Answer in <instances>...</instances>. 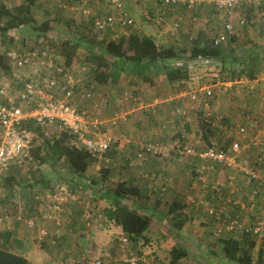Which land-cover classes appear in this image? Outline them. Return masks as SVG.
<instances>
[{
    "label": "rangeland",
    "instance_id": "obj_1",
    "mask_svg": "<svg viewBox=\"0 0 264 264\" xmlns=\"http://www.w3.org/2000/svg\"><path fill=\"white\" fill-rule=\"evenodd\" d=\"M24 1L25 0H20L19 2L24 5ZM34 1L35 4L31 7V12L32 14L40 15H37L36 18H34L31 14L33 20L19 25L16 28H12L11 31L14 32V36H17V38L13 39L11 36V38L8 39V42H10L13 47L29 48L31 45H34L36 33L32 28V24L34 23L30 22L34 21L39 24L48 17L54 19V27L50 30L51 33L47 35L44 46L48 45V47L53 49L54 52H56L55 50L57 49L56 53H59L60 37L63 34H69L67 33L70 30V27L68 28L69 25H74V32L82 36L80 44L84 42L83 39L87 36L86 34L89 35L90 30L93 31L91 21L82 18V10L89 9L94 14L98 15H105L110 11V6L106 0H98L94 2V5H98L105 1V4L107 5L104 4L103 9L100 10L104 12H97L95 8L91 6V3H93L92 1H90L91 3L80 2V0H58V2L53 0ZM141 1L144 2L146 0ZM181 1L182 0H178L168 7H175L177 4L176 6H179L181 13L188 17L186 18V21L189 24V30L194 32L190 26L200 27L197 32L198 34L202 31V0H197L195 6L192 4V9H190L191 6L187 8L182 5ZM4 4L5 0H1L0 10L1 6H4ZM18 6L19 5L17 4L9 3L8 8L5 9L4 7V9L10 14L17 15ZM157 7L160 8V10L154 18H146L149 14L148 12L147 15L146 12H144L143 16L147 21H151L156 26H160L166 23L165 18L166 16H170V14L165 13L163 18L159 20L158 15L163 11V8L158 3ZM251 9L264 12V5L256 7L251 6L249 10ZM247 10L248 9H246L245 12H247ZM245 12H243V14ZM238 15H242V13H239ZM73 16L77 19L75 20ZM7 18L8 16L6 15L2 16L3 22H6ZM251 19L252 18H249L247 23L240 29L248 26ZM87 20L89 21L91 28H88V26L86 27L85 22L88 24ZM176 22L179 24L177 27V29H179L180 22ZM136 24L137 23L134 21L132 27H127L122 30L113 31L108 29L106 31H93L95 33L91 36L95 35V38L98 39L103 38L104 36L107 40L119 42L120 39L128 36L132 32L139 34V28ZM131 29H136V31ZM194 34H196V31ZM194 42V39H190L182 45V48L177 50H186L187 53L182 57L163 58L161 60V64L166 66L185 64L188 66V69L192 68L190 71L192 78L186 88L188 106L181 104L173 108L176 115L183 117L178 123L180 132L183 133V137L182 135L180 138L177 135L174 136L172 141L175 140V143H169L168 146L170 147L168 150H166L165 147L162 148V146L157 143L154 145L151 144L152 146L150 149L154 150L157 148L156 152L158 153L154 154L151 150L148 151L146 149L156 157H163L165 160L166 158H170L169 162L171 163L174 161V175L167 176L165 179L146 177L152 184L159 182L160 184L158 186H160L161 191L150 190L153 188L146 187V189L149 190L145 191L146 197L137 198L136 196L128 195L123 201L126 206L131 208H145V210H142V213L149 216L150 223L147 229L143 232V237L135 242L130 240L127 235L120 231L119 225L108 220L106 215H104V209H106L109 204L104 199L98 198L95 191L113 189L117 184V179H120L121 176L104 177V175H102V170L106 169L104 167L105 164L100 163L102 162L100 161L102 156H100L99 159L91 157V164L89 166L94 168V173L91 175L83 173L89 168L88 166L83 172L72 171V176L70 170L73 169H70V165L67 161L59 162L51 159L44 164H39L35 159H31L25 162L21 168L17 167L13 169L12 173L15 175L14 182H11L9 185H5V181H3L4 177H0V197L5 196L2 200L5 203L12 202V204L18 206V202H16L15 199L21 201L26 199V188L34 186L36 188L40 187L44 192H49L51 197L56 194L57 196L64 198V205L66 207L64 211L61 210L62 220L66 219H63V217L65 216L66 210H69L67 209V204H71L72 202L73 204H76V209L73 210L72 213H75L78 217L79 229L78 233L75 235V241L73 242L79 244L83 239L86 240V244L81 243L80 251H77L78 246L74 245V251L76 252L75 256L71 255L70 257L67 256L61 259H59V257L54 258L50 260L53 262L52 264H89V262L95 259H98L100 264H130V259L132 258L134 264H172L170 261V251L174 246H181V248L187 252V255L179 259L176 264H242L230 260L224 255L222 240L228 236L234 237L239 241L241 255L247 253L251 256L250 264H264V229L261 230L260 235L245 231V228L250 226L253 222H257L258 220L264 222V177L258 176L257 173L253 172L255 168H258L264 163V141L262 140L261 132L262 126H264V115L260 116L257 112L251 114L250 118L254 121L259 118L260 121L254 122V127L251 128L246 123L237 125L240 126L246 124L248 126L245 139H241L237 135V123L231 120L233 113L230 112V107L235 106V104H239L240 106V104H244V101H241L236 94L235 85L232 84L234 82L222 81L221 76L225 75V72L223 73L220 71V60L201 59L198 61L189 57L188 52L190 48L193 47ZM234 43L236 45L232 46ZM163 44L164 47L160 46L161 48L167 47V43ZM243 46L244 44L238 43L237 39L235 42H233L232 39L227 42H222L219 46L225 51H233L236 54L238 61H234L232 64V68L235 70H239L242 64L241 60L244 59L243 54L240 52L243 50H239V48H243ZM246 49V52L255 50V52L259 53L261 57H264V44L248 47ZM86 54V49L81 45V47L77 49L76 54L68 67V71L72 73L77 80V87L74 89L76 106L93 111V108L89 107L87 104L85 105V102L92 97L93 93H96L94 90L96 89V85L102 87L103 83L97 84L94 66L85 60ZM123 73H125V77L127 78V72L122 71L121 74ZM21 76L22 72H18L14 75L13 71H10L9 74H6L0 69V82L7 83L8 88L10 87L11 90L18 87L17 83ZM110 82L114 83L113 81ZM202 87L210 88L212 90L211 97L191 98L190 94ZM84 94H89L90 97L86 99L83 97ZM128 100H130V98ZM95 114L101 116L97 112ZM111 118L115 119V122L118 119L117 123L112 126L116 127L118 126L119 121H121V119L123 120L124 116L114 115L113 117H104L106 121ZM205 122L208 124L206 123V127L204 126L203 128L202 124H205ZM112 127L106 126L108 129L107 132H110L111 136ZM203 129L205 132L206 130H208L207 132L210 131L209 134L207 133V140L203 136ZM250 130L252 132L255 131V133L251 134ZM59 135L60 134L50 126L48 131L46 130L44 133L42 131L35 132L33 140H35L36 143L37 138L39 143H36L35 146H39V144L41 146V144H45L46 141L52 142L54 139H58ZM112 137L116 140L114 136ZM178 138L179 141H177ZM238 139L242 142L243 147L239 152H232V155L235 157L232 165H221L214 162L201 161L196 155L208 145L219 149H228L231 142ZM254 139L256 142L253 141ZM124 140H127V138ZM70 141V138H68V140L65 139L64 145L69 146ZM121 143L122 146H118L117 143V147L122 148L123 142ZM186 145L192 148L194 154L190 153L188 155L183 152ZM247 148H249V152L256 150L257 155L255 153L254 156L251 155L252 159L249 157H243L241 153L244 150H247ZM141 150L143 151V148ZM139 151L140 150H137L133 154L137 156ZM121 158L123 159L124 156H121ZM242 159H244L245 162H242ZM94 162L96 163L95 167L92 166L94 165ZM177 163L180 165L186 163L187 165L183 169L178 170ZM240 169L243 171H249L254 175L253 178L249 179V175L240 174ZM148 176H150V174ZM61 178H65L66 181L61 183L59 180ZM72 178H76L78 182L75 181L76 184H73ZM252 179L256 180L251 181ZM48 180L51 181L52 185L50 183V185L47 184ZM86 180H88V182H86ZM55 184H57V186L60 184L59 187H61V185L64 187H73V193L70 192L65 194L59 187H55ZM239 184L244 185L246 190L249 189L247 194L241 195V190L238 188ZM45 185L48 187H44ZM86 188H88V190H86ZM23 191H25V194ZM253 191H255V193L252 198ZM261 195H263V197H261ZM49 196L50 195H47V198ZM41 198H44L43 195H41ZM174 198L185 202V213L194 218L190 224H187L180 229H175L172 226L170 221L171 216L167 213L168 204ZM47 202L48 201H46V203ZM39 204H43V201ZM20 208V210H14L16 216L20 214L23 219H30L28 218L29 212H26L23 206ZM215 208L216 210L222 211L227 216H220L219 214L211 215L210 211ZM5 209L6 206L4 205H2V208L0 207V217H2L0 223L5 222L4 214L7 212ZM139 211L141 212V210ZM157 212L162 213V215ZM66 215H68V213H66ZM235 215V218L239 219L241 225L233 228L231 222L234 220L233 217ZM14 220L20 223L17 221V218ZM73 220L76 219L73 218ZM36 226L37 225H33L32 228L35 230L37 228ZM39 230H41V228H39ZM123 236L127 237L126 242L122 241L121 238ZM36 238L40 241L38 237ZM145 238H147V240H145ZM248 238L255 242L254 246L250 247V240ZM260 250L263 252L261 262L257 259Z\"/></svg>",
    "mask_w": 264,
    "mask_h": 264
},
{
    "label": "crops",
    "instance_id": "obj_2",
    "mask_svg": "<svg viewBox=\"0 0 264 264\" xmlns=\"http://www.w3.org/2000/svg\"><path fill=\"white\" fill-rule=\"evenodd\" d=\"M19 1L20 0H5L4 7L7 9L9 3L20 6L21 2ZM28 1L29 0H25L24 4L29 3ZM105 3L106 2L103 1L98 5H94L93 2L91 3V6L98 12L103 9ZM34 4L35 1L32 0L30 10ZM176 5L175 7L168 8L170 16H166V23L156 26L151 21H147L143 16L144 12H148L150 17L154 18V16L159 13L158 11L160 8L157 7V2L155 0H146L144 2L141 0H124L125 9L137 23L136 25L139 28L138 35L150 36L158 47H164L163 43H167V47H172L177 51L182 48V45L188 40H196V34L200 27L190 26L194 32L196 31V34L191 32L188 28L189 24L186 21V18L188 17L181 13L179 6ZM214 9L215 7L211 4L208 5L202 3V33L205 41H208L209 43L222 25V14L218 13L216 9ZM247 9V12L244 14L241 11L233 13L234 19H239L241 16H245L247 20L252 18L248 26L237 30L236 36L232 37L233 42L237 39L238 43L244 44L243 48L241 47L239 50L264 44V12L254 11L253 9L249 10V8ZM30 13L32 14V12ZM239 13H242V15H238ZM37 15L40 14H32L34 18H36ZM73 17L75 20L77 19L75 16ZM82 18L89 19V17L84 15ZM176 21L180 22L179 29L173 28V23ZM1 25H3L2 19ZM85 25L86 27L88 26V28H91L89 21L88 24L85 22ZM11 30L12 28L7 31L6 37H3L0 32V53L3 52L6 46L9 47L11 45L6 43L7 39H10L11 36L13 39L17 38ZM131 30L136 31V29ZM204 39L202 41H204ZM235 45L236 44L234 43L232 46ZM9 65L14 75L18 72H22V75H26L25 70H16L10 63ZM191 69H188L190 74L189 79L160 81L157 75H154V82L153 84H150L128 73V77L126 78L125 73H123L120 75L118 80L115 82L113 81L114 83L110 82L112 80L109 79L108 82L103 83L102 87L96 85V89H94L96 93H93L92 97L85 102V105L87 104L89 107L93 108V110L99 113L101 115L100 117L103 118H107V116L113 117L114 115L124 116L123 120L121 119V121H119L118 126L112 127L111 129L112 136H114L118 142H114L111 150L102 155V159L100 160L102 162L99 161L100 163H104V167L109 171L107 174L108 177L121 176L120 179H117V183L123 181L125 183L127 182V185H134L139 188H143L146 191H149L146 189V187H149L153 188L150 190L160 192V186H158L160 183L156 182V184H152L146 177L165 179L167 176L172 174L174 175V161L171 163L169 162L170 158H166L165 160L163 157H156L148 151L151 150L150 147L156 143L160 144L162 148L165 147V149L168 150L170 147L168 146L169 143H175V140L172 141L174 136L177 135L180 138L182 135L183 137V133L180 132V127L178 125L183 117L176 115L173 108L181 104L188 106L186 88L192 78L190 73ZM232 84L235 85L236 94L241 101H244V104H240V106L239 104H235V106L230 107V112L233 113L231 120L237 123L236 126L246 123L250 126V128L254 127L253 123L260 121V119L257 118L254 121L250 118V115L256 112L260 116L264 115V72H260L255 79H244ZM127 97H129L130 100H128L129 98ZM255 131L252 132L250 130V133L254 134ZM261 132L262 140L264 141V126H262ZM126 138L127 140H124ZM179 138L177 141H179ZM121 142H123V147H117V143L118 146H122ZM142 148L143 151L141 150ZM248 149L249 148L241 153L243 157H249L252 159L251 155L254 156V153L257 155L255 149L253 152H249ZM137 150L140 151L138 152V155L135 156L133 153ZM121 156H124V158L122 159ZM95 158L99 159L100 157ZM90 164L91 163H89V165ZM89 165L86 172H83L87 175L94 173V168ZM186 165V163L181 165L177 163V168L178 170L183 169ZM92 166L95 167L96 163L94 162V165ZM17 167L21 168L22 166L12 165L4 178L8 176L14 178L15 175L12 172L13 169ZM253 172L257 173L258 176L264 177V163L258 168H255ZM71 174L73 176L72 171ZM149 174L150 176H148ZM74 181L78 182L76 178H74ZM86 182H88V180H86ZM54 186L59 187L60 184L59 186H57V184ZM44 187L48 186L45 185ZM59 188L65 194L70 192L73 193V187H64L61 185ZM238 188L241 190V195L247 194V190L244 185L239 184ZM86 190H88V188H86ZM26 192L27 196L25 198L27 200L24 199L21 201L15 199V201L18 202V206L16 204H12V202L5 203L2 201L5 196L0 197V207L2 208V205H4L6 206L5 210H7L4 214L5 222L0 223V232H11V238L21 243V246L19 247H16L13 242L6 247L10 251L25 257L28 260V264H52L53 262L50 260L54 258L59 257V259H61L67 256L70 257L71 255L75 256L76 252L74 251V245L78 246L77 251H80L81 243L86 242V240L83 239L79 244H75V242H73L75 241V235L78 233L79 229L78 217L75 213H72L73 210L76 209V204H73V202L71 204H67V209L69 210H66L63 219H67L68 217L71 218H68L69 220H62L61 213L66 207L64 205L65 202L63 197L57 196L56 194L51 197L49 192H44V190L40 187L36 188L34 186L26 188ZM23 193L25 194V191H23ZM41 195H43L46 199L41 198ZM47 195L50 196L47 198ZM263 195H261V197H263ZM41 201H43V204H39ZM46 201L48 202L46 203ZM19 205L20 207L23 206L26 212H29L28 218L30 219H23L20 214L16 216L14 210H20L21 208ZM140 208L138 211L141 210L142 212V210H145L144 207ZM66 213H68V215H66ZM157 213L162 215L160 212ZM16 218L20 223L14 220ZM73 218L76 220H73ZM1 219L2 217H0V221ZM29 221L32 222V224L37 225L35 230L27 226ZM39 228H41V230H39ZM36 237H38L40 241Z\"/></svg>",
    "mask_w": 264,
    "mask_h": 264
},
{
    "label": "built area",
    "instance_id": "obj_3",
    "mask_svg": "<svg viewBox=\"0 0 264 264\" xmlns=\"http://www.w3.org/2000/svg\"><path fill=\"white\" fill-rule=\"evenodd\" d=\"M53 1L58 2V0ZM90 1L98 0H80V2ZM106 1L110 6L108 14L98 15L89 9L82 10V14L89 17L93 31L122 30L134 25V20L124 8V0ZM155 1L163 8V11L158 15V19L161 20L163 15L169 11L168 6L178 0ZM202 1L212 4L218 13L222 14V25L212 39L213 46H219L222 42L236 36L237 30L247 23L245 16L234 19L233 13L242 12L246 6L264 5V0ZM196 2L197 0H182V4L187 8L190 6L192 8ZM146 18L149 19L150 15L148 14ZM178 26L177 22L173 23L174 29H177ZM69 27L68 32H74L75 26L71 24ZM93 31H90L89 34H92ZM6 43L11 44L8 39ZM1 53L6 56L13 68L25 70L26 75L20 77L16 89L11 90L7 83L0 82V177L6 176L12 165L23 166L25 162L31 160L30 149L33 146L35 132L42 131L44 133L50 126L60 135L65 133L71 140V147L84 148L90 157H100L112 148L113 143L117 140H114L110 132H107L106 126H114L118 119L116 122L113 118L106 121L96 115L94 110L76 106L74 89L77 87V80L68 71L63 57L57 55L48 45L39 47L31 45L29 48L10 45L6 46ZM190 95L195 99L198 97L209 98L212 95V90L202 87ZM83 97L88 98L90 95L84 94ZM247 129L246 124L237 126V135L241 139H245ZM253 141L256 142L255 139ZM242 147L243 145L238 139L232 141L228 149H219L208 145L196 155L201 161L232 165L235 159L232 152H239ZM156 151L157 148L152 150L154 154L158 153ZM183 152L188 155L194 154L192 148L187 145ZM242 162L245 160L242 159ZM240 172L243 175H249V179L254 176L247 170L240 169ZM254 193L255 191L252 193V198ZM222 213L215 209L210 211L211 215L219 214L221 216ZM223 215L225 214L223 213ZM235 217L236 215L231 222L233 228L241 225L239 219ZM33 225L30 221L27 223L29 228H32ZM262 229H264V222L258 220L247 226L245 231L260 235ZM121 239L123 242L127 241L125 236ZM89 264H100V261L95 259ZM130 264H134L133 258L130 259Z\"/></svg>",
    "mask_w": 264,
    "mask_h": 264
},
{
    "label": "trees",
    "instance_id": "obj_4",
    "mask_svg": "<svg viewBox=\"0 0 264 264\" xmlns=\"http://www.w3.org/2000/svg\"><path fill=\"white\" fill-rule=\"evenodd\" d=\"M28 2L29 3L24 5L21 4L17 7V15L10 14L4 9V6H1L0 32L3 37H6L9 29L16 28L19 25L33 20L30 13L32 0ZM246 9H244L243 12H245ZM4 15L8 16V18L7 21L3 22V25H1V19ZM30 23H34L32 24V28L36 33L34 41L36 44L34 43V45L38 47L44 46L47 35L51 33L50 30L54 27V19L47 17L39 24L34 21ZM67 33L69 34H63L60 37V54L56 53L57 49L55 53L63 57L66 66L69 67L77 49L83 45V48L87 51L85 60L94 66L97 83L108 82L109 79L115 82L119 79L122 71L134 75L150 84L154 82V75H157L160 81H175L190 78L187 65L166 66L161 64L163 58H180L187 53L186 50L182 49L176 51L172 47L159 48L150 36L138 35L134 32L120 39L119 42H116L114 40H107L104 36L100 39L95 38V35L91 36L95 33L93 32L89 35L86 34L87 36L85 37L83 36L84 42L80 44V40L82 39L81 35L73 31ZM203 39V33L200 31L188 55L191 59H196L198 61L201 59L220 60V71L223 73L225 72V75L221 76L223 82H238L244 79H255L260 72H264V57H261L255 50L246 52L245 49H242L243 51L240 52L243 54L244 59L241 60L242 64L239 70H235L232 68V64L234 61H238V57L233 51L228 52L220 47L212 46L211 42L209 43L205 41V39L202 41ZM0 69L6 74H9L11 71L8 59L3 53H0ZM206 123L207 122L202 124L203 128L208 124ZM207 131L208 130L205 132L204 130L203 133L206 140L208 138L207 133H210V131ZM65 139L68 140V136L62 133L59 135L58 139H54L52 142L46 141L45 144H41V146L39 144V148V146H35L36 143H39L36 138V143L34 140L33 146L30 149L32 159H35L39 164H44L51 159L59 162L67 161L70 165V169H73L71 171L83 172L90 163V155L84 148L78 149L70 145H64ZM108 172L107 169H103L102 175L106 177ZM59 180L61 183L66 181L65 178ZM255 180L252 179L251 181ZM4 181L5 185H9L14 181V178L8 176L4 178ZM50 182L51 181L48 180L47 184ZM72 183L76 184L74 178H72ZM145 191L146 190L143 188L127 185L123 181L118 182L111 190L95 191L98 198L104 199L109 204V206L104 209V215H106L107 219L119 225L121 231L134 242L143 237V232L147 229L150 218L145 213L138 211L137 208L126 206L123 201L128 195L144 198L146 197ZM248 191L249 189H247V192ZM185 206V202L176 198L168 204L167 213L171 216L170 221L175 229H180L193 221V217L185 213ZM11 236V232H0V264H28V260L25 257L10 251L6 247L12 242L16 247L21 246V243L13 240ZM145 240H147V238H145ZM249 240L250 247L254 246L255 242L251 239ZM222 243L224 255L228 259L242 264L251 263L250 255L247 253L244 255L240 254L239 241L236 238L228 236L222 240ZM170 253V261L172 264H176L179 259L187 255V252L181 248V246L172 247ZM262 253V250H260L257 256L260 262L262 261Z\"/></svg>",
    "mask_w": 264,
    "mask_h": 264
},
{
    "label": "clouds",
    "instance_id": "obj_5",
    "mask_svg": "<svg viewBox=\"0 0 264 264\" xmlns=\"http://www.w3.org/2000/svg\"><path fill=\"white\" fill-rule=\"evenodd\" d=\"M181 3H182V1H181ZM202 3H205V4H208V3H206L205 1H202ZM183 5V4H182ZM208 5H210V4H208ZM212 5V4H211ZM185 6V5H184ZM186 7V6H185ZM197 7V6H196ZM248 7H251V6H246V8H248ZM246 8H244V9H246ZM190 9H192V8H190ZM196 9V8H195ZM243 9V10H244ZM215 10V9H214ZM243 10H242V12H243ZM217 11V10H216ZM218 12V11H217ZM168 13V12H167ZM243 27V26H242ZM213 39V38H212ZM211 39V40H212ZM232 39V38H231ZM230 40V39H229ZM229 40H227V41H229ZM212 44V43H211ZM213 46V45H212ZM220 46V45H219ZM219 46H215V47H219ZM112 147H113V145H112ZM111 150V149H110ZM32 159V158H31Z\"/></svg>",
    "mask_w": 264,
    "mask_h": 264
}]
</instances>
